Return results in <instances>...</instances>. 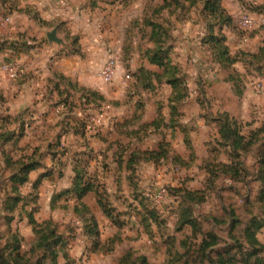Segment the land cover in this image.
<instances>
[{
	"label": "rangeland",
	"instance_id": "rangeland-1",
	"mask_svg": "<svg viewBox=\"0 0 264 264\" xmlns=\"http://www.w3.org/2000/svg\"><path fill=\"white\" fill-rule=\"evenodd\" d=\"M206 1L216 2L0 0V264H209L206 254L254 264L242 238L251 217L263 225L255 250L264 264V198L255 177L264 139V0H218L230 18L221 28ZM152 23L160 25L157 43ZM53 29L62 44L47 39ZM210 34L224 36L230 60L213 59ZM155 45L162 54L169 48L172 76L149 63ZM74 56L96 61L87 87L62 78L51 63ZM109 57L116 71L105 81ZM140 68L160 78L149 75L151 86H144ZM171 77L175 89L166 82ZM172 89L187 92L181 104L168 102ZM25 92L32 105L15 112ZM224 113L247 138L262 129L240 152L235 181L218 165L231 162V151L216 143ZM22 156L41 165L17 186L10 177ZM74 167L98 186L114 219L94 193L66 192ZM81 201L95 227L84 220ZM186 208L192 224H181ZM231 209L239 220L232 232ZM51 231L54 259L35 242ZM206 232L217 243L195 253Z\"/></svg>",
	"mask_w": 264,
	"mask_h": 264
},
{
	"label": "trees",
	"instance_id": "trees-1",
	"mask_svg": "<svg viewBox=\"0 0 264 264\" xmlns=\"http://www.w3.org/2000/svg\"><path fill=\"white\" fill-rule=\"evenodd\" d=\"M217 1L218 0H216V2L206 1L205 3H206V8L209 11H211V13L218 14V17H214L211 15H208V16L209 17L211 16L210 18H212L213 20H216V24L217 25L219 24V27L221 28L223 25L229 24L230 18L224 14V9L220 5H217ZM151 26H152V31L150 34V38L155 39L154 42L157 43L156 40H158L159 32L158 30H156V27L159 29L160 25L152 23ZM208 28H210L211 30L213 26L210 25L208 26ZM223 39H224V36L218 37L217 35L210 34L205 40V42L210 46V48H212L213 51L216 52V53H213L214 55L213 59L218 62H222V61L224 62V61L230 60L228 57V49L226 45L222 43ZM164 50L169 56V53H168L169 48L164 45ZM149 52H150V55L147 58L149 63L158 65L160 67H164L162 74L164 75L170 74L172 76L174 73L173 69H175V65L172 64L170 56L169 57L165 56V52L163 54L160 53V52H163L161 50V46L157 45L154 49L148 51V53ZM75 53H79V51L74 50L71 52V54H75ZM260 53L254 55V57H258ZM139 71L142 73V77L144 79L142 85L144 86L146 85L147 87L151 86L149 82H147L149 75H152L156 77L157 79L160 78V75L155 72H150L143 68H140ZM60 76H62L63 78V75H60ZM66 79L70 81V79L68 78ZM166 82L169 83L173 89H175L176 86L178 85V79H175L174 77L167 79ZM173 89L170 91V94L168 96V102H173L175 100L176 102L181 104L184 98L187 97V92L176 91ZM173 108H174L173 109V112H174V110H176V106ZM224 117H225V121L221 123V127L218 130V134L221 137V139L223 138V141H221L220 139L218 141L216 139V143L217 144L219 143V145H222V146H226L231 151V154H230L231 162L229 164L218 162V165L221 167L223 172L230 174L229 178L231 180L235 181L237 180V178H239V175H238L239 171L240 170L243 171V168L241 167V163L239 161L240 152L247 151L253 144L258 142V139H255V137L259 132L262 131V129L260 128L259 131L252 134V135H255L254 138L252 137L247 138L238 131L236 122L233 120L231 121L229 119L228 114L224 113ZM83 125L85 127L84 123ZM1 136L2 134H0V138ZM259 145L261 147V150L258 155L259 161H257L258 168H257L255 177H256V180H258L260 183V187H261L260 200H262L264 198V139ZM23 158H26V160H24ZM32 158L33 156H29V157L22 156L17 160H13V164H15L17 168L14 172H12L10 180L13 183L14 182L17 183V186L28 182L29 173L37 169L38 167H40L41 165L40 162L33 161ZM73 171H74V177L72 179V185H71L72 187L70 189H66V192L75 193L78 198H82L87 193H94V195H96V202L101 208V210L103 211V213L108 218L114 219L115 215L113 214V208L110 206L109 202H107V199L101 193H99L98 186H96L95 183H93V181L89 182V181L84 180V177L81 175L80 170H78L77 168L74 167ZM44 175L45 174L39 176V178L35 181V185L39 183V179L42 178V176ZM211 180H212V175L210 172V177L207 178V183H211ZM17 186L15 187V189L17 188ZM195 193H198V191ZM17 200H18V197L12 199L13 203L16 202ZM80 203H81V209L88 215V217H86V219L84 220L90 221V223L94 224V227H95L96 221L94 217L90 214L88 206L86 205V203L82 201ZM191 213L192 212H190L188 208L183 210L181 217L184 219L182 220L181 224H192L193 221H195ZM228 216L231 218L229 227H230V232H232L236 228V226L239 224V220L233 209H231L228 212ZM86 225L89 226L88 223ZM262 226L263 225L259 223L255 217H251L248 224H246L245 227L243 228V232H242V235H243L242 238L245 239L246 244H248L253 249L252 251H254L253 253L250 254V256L255 258L254 264L262 263L261 262L262 258L256 255L257 254L256 251L258 250H255L256 245H259V242L256 238V233L258 229H260V227ZM43 231H44V228H42L39 231H36L35 233L40 234V232H43ZM95 234H97V232H95ZM49 235H53V231L45 232L44 234L40 235L38 238H36L37 241L35 242L38 243L39 245L41 243L45 247H47L46 249L49 250V256L52 259H54L55 254H54L53 248L51 247L52 244L48 242ZM232 238H234L236 242H238L239 247H242L240 245L241 243H239L240 240L236 239L235 237H232ZM217 239L218 237L214 235L212 232H206V234L204 233L203 238L201 239L198 249L195 251V253L199 251L205 252L207 248L214 247V245L217 243ZM58 242H59V238L55 239L53 243L56 244ZM15 249H17V247H15ZM33 251H34L33 247H30L29 252H33ZM218 256L219 257L216 260L215 259L213 260L212 257L210 258L208 254H206L205 258L207 259L209 264H231V262L233 261V257L231 255H229L227 258H225L223 255H218Z\"/></svg>",
	"mask_w": 264,
	"mask_h": 264
},
{
	"label": "crops",
	"instance_id": "crops-1",
	"mask_svg": "<svg viewBox=\"0 0 264 264\" xmlns=\"http://www.w3.org/2000/svg\"><path fill=\"white\" fill-rule=\"evenodd\" d=\"M56 50L57 49L52 48L50 52L53 53ZM91 52L92 50L89 51V53ZM91 61L96 62L95 60H92V57L91 58H80L78 56L77 57L74 56L71 58H62V59L53 58L51 63L53 64V67L57 69V72H59L60 75H63V77L68 78L73 82H77L78 85L86 86V85L91 84L95 80L94 74L97 68L96 66L93 67L94 65L92 64L94 63H92ZM36 81H38V79ZM22 97L26 98V101L21 99L18 110H16L15 112H19L20 110L24 108H28V106L32 105V103L29 100L30 94L28 92H25V94H22ZM37 169L31 171L28 177L31 178V173L38 171Z\"/></svg>",
	"mask_w": 264,
	"mask_h": 264
},
{
	"label": "built area",
	"instance_id": "built-area-1",
	"mask_svg": "<svg viewBox=\"0 0 264 264\" xmlns=\"http://www.w3.org/2000/svg\"><path fill=\"white\" fill-rule=\"evenodd\" d=\"M103 67H102V71H101V75H102V78L105 80V81H110L112 79V77L114 76L115 74V71H116V62L115 60L113 59V57H109V59L107 61H105L103 63ZM128 77V75H127Z\"/></svg>",
	"mask_w": 264,
	"mask_h": 264
},
{
	"label": "water",
	"instance_id": "water-1",
	"mask_svg": "<svg viewBox=\"0 0 264 264\" xmlns=\"http://www.w3.org/2000/svg\"><path fill=\"white\" fill-rule=\"evenodd\" d=\"M47 39L50 42H55L56 44H62L63 43L62 40L59 37H57L55 29L47 32Z\"/></svg>",
	"mask_w": 264,
	"mask_h": 264
}]
</instances>
